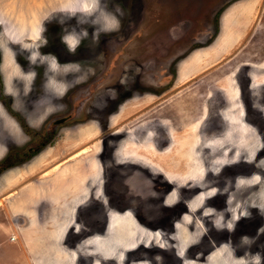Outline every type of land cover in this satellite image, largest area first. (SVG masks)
I'll list each match as a JSON object with an SVG mask.
<instances>
[{"label":"rangeland","instance_id":"374dc122","mask_svg":"<svg viewBox=\"0 0 264 264\" xmlns=\"http://www.w3.org/2000/svg\"><path fill=\"white\" fill-rule=\"evenodd\" d=\"M212 1L0 0V264H264V0Z\"/></svg>","mask_w":264,"mask_h":264},{"label":"flooded vegetation","instance_id":"af4514ba","mask_svg":"<svg viewBox=\"0 0 264 264\" xmlns=\"http://www.w3.org/2000/svg\"><path fill=\"white\" fill-rule=\"evenodd\" d=\"M216 1H219V0H213L212 2H216ZM201 13V14H200ZM210 13V11L208 10H200V12H199V17H206L208 14ZM211 15H213V16H219V14H220V8H217L216 10H215V12L214 13H210ZM191 43H193V42H191ZM195 43H196V41H195ZM124 49H131V46H132V43H126V44H120ZM188 49V48H187ZM185 52H186V50H184ZM241 51V50H240ZM239 51V52H240ZM132 53H133V50H132ZM132 53H130V54H127L126 56H125V59L127 58V60H130L133 56H134V54H132ZM140 54H135V57H133V58H135V59H137V60H139L140 58H141V56H139ZM130 58V59H129ZM126 61V60H125ZM246 65H248V63H250L249 61H246V62H244ZM250 66H251V63H250ZM120 67L121 66H116L115 67V69L113 70V72H111L110 74H111V76L113 77L116 73H114V71H116V70H120ZM249 68L250 67H248L247 69H246V74L248 75L249 74V72H248V70H249ZM161 71V69L160 68H158V73L157 74H155L154 75V77L152 78V76L151 77H149V78H145V77H143L142 78V80L141 81H144L145 79H150V80H147V83H148V85H147V87H145V86H143V85H141V87H140V85H138V87H134V88H136V89H138V90H142V92H145V91H151V87L152 86H154V88H153V90H154V92H156L157 93V95H159L160 93H162L163 91H167V89H170L171 87H172V85L173 84H171V82L172 81H177V79L175 80V78H177V76L174 74V73H170V72H167V73H164V72H166V71H168V69H165V70H163L162 72L163 73H161L160 72ZM238 76H240V73L238 74ZM131 78V77H130ZM144 83V82H143ZM139 84V83H138ZM152 85V86H151ZM159 93V94H158ZM165 93V92H164ZM216 102H217V100H216ZM218 103V102H217ZM226 109V107L225 106H220V104L218 103V105H216V107H215V110L219 113V114H221V112L222 111H224ZM217 113V114H218ZM222 114H223V112H222ZM220 116V115H219ZM181 117V116H180ZM180 117H179V121L180 122H182L183 123V121L180 119ZM65 118H63L62 120H64ZM214 119L216 120V123L217 124H219L220 123V125L222 126V127H224V126H226V121H225V119H224V117L222 116V117H220V120H219V118H217V117H214ZM63 121H57V124H61ZM202 125H203V123H202ZM17 156H18V158H17ZM14 159H11L10 161H8L7 159H6V157H4L3 159H1L0 160V174L3 172V171H5L8 167L9 168H12V167H15L18 163L20 164V165H22V164H24L26 161H28L27 159L28 158H26L25 157V155L23 154V153H21V152H19V153H14V157H13ZM17 159V160H16ZM10 162V163H9ZM11 166V167H10ZM188 187H184V188H180V190H182V189H187ZM172 188L170 187L168 190H166V191H163V192H161L162 193V199H163V202L167 199V197L172 193ZM170 192V193H169ZM159 193V192H158ZM169 193V194H168ZM187 198H189V196H186ZM179 200V201H178ZM167 203V202H166ZM162 204H164V203H162ZM185 204H186V198H178L177 199V201L176 202H174L173 203V205L172 206H170V205H168L167 207H168V218H170L171 220H169L168 221V230H169V232H168V234H172V236H171V238H173V236H175V234H176V225L178 224V222H179V220H181L182 218L181 217H177V215H179V214H181L180 213V211H184L185 209H187L186 208V206H185ZM114 207H111V209H113ZM114 210H116L115 212H117V211H120L118 208H115ZM128 210H130V208L128 207L127 209H125L124 210V212L123 213H126V212H128ZM119 213V212H118ZM131 213V215H132V218L138 223V224H140L138 221H139V218H138V216H136L137 214H134V212L133 211H131L130 212ZM185 213H187L186 211L184 212V214ZM122 214V213H121ZM108 221H109V219H108ZM108 224H109V222H108ZM108 224H106V226L105 227H107L108 226ZM110 225V224H109ZM165 231V230H164ZM171 232V233H170ZM167 236H169L170 237V235H167ZM12 236H10V241L12 240V241H15L16 240V237L15 236H13L12 238H11ZM169 237H166V238H169ZM171 240V239H170ZM174 250V249H173ZM78 258H79V255H78ZM132 259V258H131ZM131 261V260H130ZM249 264H252V262L251 263H249ZM257 264V263H256Z\"/></svg>","mask_w":264,"mask_h":264},{"label":"bare ground","instance_id":"6f19581e","mask_svg":"<svg viewBox=\"0 0 264 264\" xmlns=\"http://www.w3.org/2000/svg\"><path fill=\"white\" fill-rule=\"evenodd\" d=\"M241 116H242V115H241ZM226 117H227V116H226ZM230 118H231V117H230ZM230 118H229V119H230ZM233 120H234V118H233ZM233 122H235V120H234ZM242 126H243V124H242ZM196 127H197V126H196ZM237 129H238V128H237ZM237 129H235V130H237ZM242 129H243V128H242ZM194 130H195V129H194ZM231 131H232V128H231ZM231 131H229V132H231ZM234 132H237V131H234ZM184 142H185V141H183V144H185ZM191 142H192V141H191ZM194 142H195V141H194ZM187 143H189V142H187ZM192 143H193V142H192ZM192 143H191V145H192ZM191 145H190V146H191ZM188 146H189V145H188ZM188 146H187V147H188ZM84 152H86V151H84ZM77 154H78V153H77ZM71 159H72V158H71ZM63 162H64V161H63ZM173 169H175V167H173ZM175 170H176V171L178 170L177 166H176V169H175ZM47 173H48V172H47ZM177 174H180V173H177ZM184 176H185V175H184ZM54 195H55V194H54ZM57 195H58V194H57ZM58 196H59V195H58ZM50 198H52V197H50ZM56 198H57V200H58V197H56ZM53 199L55 200V198H53ZM61 199H62V198H61ZM51 202H53V201H51ZM51 202H50V203H51ZM53 204H54V203H53ZM54 205H55V204H54ZM56 205H57V202H56ZM24 207H25V206H24ZM53 207H55V206H53ZM15 208H16V207H15ZM17 208H18V207H17ZM24 209H25V208H24ZM55 209H56V208H55ZM58 221H59V220H58ZM50 222H51V221H50ZM50 222H49V223H50ZM51 223H52V222H51ZM51 223H50V224H51ZM57 223H58V222H57ZM43 225H44V224H43ZM43 225H42V226H43ZM47 225H48V224H47ZM55 225H56V223H55ZM53 226H54V225H53ZM53 226H52V227H53ZM30 227H31V226H30ZM48 228H50V227H48ZM20 229H21V228H20ZM20 229H18V230H20ZM54 229H55V227H54ZM25 230H26V228H25ZM56 230H57V229H56ZM20 231H21V230H20ZM138 231H139V230H138ZM138 231H137V232H138ZM52 232H53V231H52ZM142 232L144 233V231H142ZM57 233H59V231H58ZM50 234H51V232H50ZM31 237H32V236H31ZM51 237H52V236H51ZM12 239H13V238H12ZM57 239H58V238H57ZM57 239H56V240H57ZM37 242H39V241H37ZM38 245H39V244H38ZM41 245H42V244H41ZM49 245H50V244H49Z\"/></svg>","mask_w":264,"mask_h":264}]
</instances>
